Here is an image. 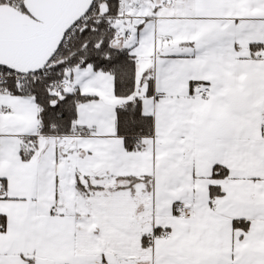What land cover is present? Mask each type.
I'll return each instance as SVG.
<instances>
[{
    "label": "snow or ice",
    "instance_id": "6c2138e0",
    "mask_svg": "<svg viewBox=\"0 0 264 264\" xmlns=\"http://www.w3.org/2000/svg\"><path fill=\"white\" fill-rule=\"evenodd\" d=\"M0 264H264V0H0Z\"/></svg>",
    "mask_w": 264,
    "mask_h": 264
}]
</instances>
